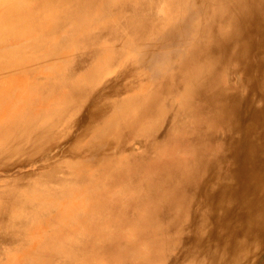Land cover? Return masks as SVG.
<instances>
[{
  "label": "bare ground",
  "instance_id": "bare-ground-1",
  "mask_svg": "<svg viewBox=\"0 0 264 264\" xmlns=\"http://www.w3.org/2000/svg\"><path fill=\"white\" fill-rule=\"evenodd\" d=\"M73 1H77L75 5L79 6L82 3V0H0V11H13V16L17 17L22 8L39 13L47 7L49 11L56 12L57 17L59 15L61 19L68 20L78 17L82 10L75 5L68 10V3ZM212 8L220 10V17L218 14L201 17L207 23L196 24L192 16L205 14L207 9ZM185 13L188 19L177 23L175 28L184 33L188 51L183 55L180 53V60H176L175 53L174 57L155 51L145 54L150 62L144 71L148 75L154 71L159 73V80L155 81H158V88L155 87L144 97L143 111L133 118L129 111L124 115L131 123L137 118H146L155 111L159 96L175 88L179 92L181 107L169 118L161 117L155 124L150 119L141 127L148 145H144L142 151L143 137L139 135L141 138L134 145L133 160L121 157L110 159L116 152L114 154L109 150L118 145L121 147L123 140L120 141L121 136L101 131L99 138L106 142L110 140L112 145L103 148L105 151L100 158L107 160L104 168L132 162L136 177L141 178L142 187L134 188V196L135 200L142 202L137 209L140 208L139 213L143 217L138 219L137 213L132 220L141 222V225L144 223L140 231L146 233L145 245L150 253L145 258L138 257L134 264H165L167 230L185 226L188 222L186 229H191L192 236L182 241L183 253L174 259L173 264H264V0H194L193 6ZM149 14V8L138 14H128L125 22L130 25L128 28L132 30V37L148 34V30L154 27L158 18L152 19L154 17ZM164 19L163 14L161 21ZM217 26L221 29L217 30ZM191 31L205 40L197 42L188 39L186 34ZM122 32L113 31L110 39L124 40ZM170 33L165 35L167 40L164 42H169L173 35ZM90 39L83 43L97 42L95 36L91 35ZM99 53L85 51L81 62L93 61ZM191 62L198 66L192 77L185 80L183 73ZM73 68L69 65L56 75L73 79V82H66L71 90L67 95L69 99L57 103L55 107L50 105L53 79L47 78L39 88L45 107L33 113L29 109L33 107L22 108L14 98L9 100L12 117L9 113L0 112L3 117L8 116L6 121H0V169L7 165L25 164L42 152L50 151V142L64 132H57L53 127L63 114L58 112V104H62V109L67 111L80 112L76 118L80 129L73 135L81 141L97 131L113 107L124 100H103L113 94H122L120 92L126 86L118 82L123 74L92 92L88 85L74 82L77 76ZM29 84H22L28 96L31 90ZM4 96L3 91L0 108L6 102L7 97ZM91 97V103L85 106ZM16 99L21 104L24 101L22 97ZM168 106V101H163L161 108L165 110ZM164 121H168V127L166 131H160ZM155 130L158 134H154ZM138 132L141 134V129ZM154 148L158 149V153L150 157L148 150ZM66 153L73 156L76 150L69 149ZM116 172L121 174L120 169ZM74 202L67 208H73ZM107 202H110L109 199ZM188 209L189 214L193 210L190 221L184 217ZM13 219V225L26 226L21 217L14 216ZM12 224L6 223L7 235L9 230H14ZM10 234L15 236L14 231Z\"/></svg>",
  "mask_w": 264,
  "mask_h": 264
},
{
  "label": "rangeland",
  "instance_id": "rangeland-1",
  "mask_svg": "<svg viewBox=\"0 0 264 264\" xmlns=\"http://www.w3.org/2000/svg\"><path fill=\"white\" fill-rule=\"evenodd\" d=\"M81 2L80 6L75 5L77 1L68 3V10L75 6L82 9L78 17L68 20L61 19L59 15L57 17V13L49 11L47 7L39 13L22 8L18 11L20 16L17 17L13 16V11H0L3 14L0 15V95L4 91V97H7L0 112L11 114L13 109L9 100L13 101L14 98L16 102H20L22 108H35H29L33 113L38 112L40 107H45L39 88L47 78L53 79L49 95L50 105L55 107L57 103L69 99L67 95L71 90L66 82H73V79L56 77L69 65L74 67L73 71L77 76L74 82L88 85L92 92L110 81H115L120 74L123 76L118 83L126 86L121 90L122 94L103 98L107 102L124 100L113 107L109 117L97 127V131L81 141L73 135L80 129L76 123L80 112L71 109L67 111L62 109V104H58V112L63 114L60 121L54 122L53 127L57 132H64L56 135V140L50 142V151L42 152L39 157H34L25 164L15 167L7 165L0 169V264H134L138 257L145 258L150 253L145 245L146 233L140 231L143 230L144 223L141 225V222L132 220L133 215L139 213L140 208H137L142 204L134 196V188L142 187L141 178L136 177L134 164L129 161L104 168L107 160L103 161L100 157L105 151L103 148L112 145V142L100 139L99 133L105 131L107 134L122 137V146L118 145L109 150L111 153L116 152L110 159L121 157L133 160L134 145L141 138L139 135L143 137L142 151L144 145H148L141 127L150 119L155 124L161 117L169 118L181 107L179 92L175 88L159 96L155 111L146 118H137L131 123L124 115L130 113L133 118L143 111L144 97L152 89H156L155 87L158 88V81H155L157 78L159 80V73L154 71L148 75L144 71L146 64L150 62L145 54L155 51L174 57L175 53L176 60H180L181 55L188 51L185 35L175 25L188 19L185 12L193 6L194 0ZM147 8L149 15L154 17L152 19L158 18V21L148 30V34L132 37V30L128 28L130 25L125 22L126 17ZM163 14L165 19L161 21ZM216 14L220 17V10L212 8L207 9L205 14L197 13L192 17L196 24H206L207 21L202 18ZM220 29L217 26V30ZM121 30L126 41L110 39L113 31L121 34ZM168 33L173 35L169 42H164ZM91 35L97 37V42L83 43L90 41ZM186 37L197 42L205 40L193 31L186 34ZM85 51L100 53L93 61L83 64L81 56ZM197 66L193 62L188 64L183 73L185 80L192 77ZM155 69L161 70L159 67ZM23 82L30 83V96L25 94ZM21 97L24 99L22 104L16 99ZM134 98L137 100L134 101ZM91 99L92 97L88 99L85 106L91 103ZM163 101L170 104L168 109L162 110ZM7 117L0 114V121H6ZM162 124L160 131H166L168 121ZM140 129L141 134L138 132ZM154 134H158L156 130ZM71 138L73 139L70 140ZM107 143L110 144L104 145ZM52 147L54 148L51 149ZM73 148L76 150L73 155L75 157L66 153ZM148 153L153 157L158 149L148 150ZM117 169L121 170V174L116 172ZM124 175L127 177L124 178ZM108 199L110 202H107ZM73 201L75 206L67 208ZM102 202H105L104 205ZM14 216L21 217L26 226L13 225ZM136 216H139L136 217L138 219L143 217L141 212ZM192 216L193 210L190 214L189 209L184 213L188 221L192 220ZM8 218L10 219L7 220ZM7 222L14 226V230H9V225L8 235ZM188 223L177 229L167 230L168 250L164 255L165 264H173L176 261L174 259L183 253L182 241L192 236L191 229H186ZM12 231L15 236H11Z\"/></svg>",
  "mask_w": 264,
  "mask_h": 264
}]
</instances>
